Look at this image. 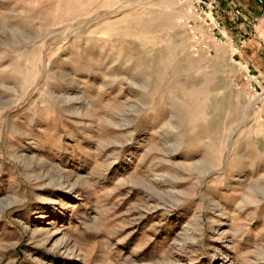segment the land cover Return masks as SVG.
Returning a JSON list of instances; mask_svg holds the SVG:
<instances>
[{
	"label": "rangeland",
	"instance_id": "374dc122",
	"mask_svg": "<svg viewBox=\"0 0 264 264\" xmlns=\"http://www.w3.org/2000/svg\"><path fill=\"white\" fill-rule=\"evenodd\" d=\"M193 1L0 0V264H264V29L194 52Z\"/></svg>",
	"mask_w": 264,
	"mask_h": 264
},
{
	"label": "built area",
	"instance_id": "2783aa9c",
	"mask_svg": "<svg viewBox=\"0 0 264 264\" xmlns=\"http://www.w3.org/2000/svg\"><path fill=\"white\" fill-rule=\"evenodd\" d=\"M257 12L252 8L231 4V0H194L181 22L194 52L212 53V45L227 44L232 50L231 60L242 53L253 32L264 21V0H255ZM228 19L229 24L226 23ZM239 25V29L236 30ZM250 29V30H249ZM249 30V31H248ZM262 46V42H258ZM241 80L255 98V106L264 111V79L250 64H241Z\"/></svg>",
	"mask_w": 264,
	"mask_h": 264
},
{
	"label": "trees",
	"instance_id": "16d2710c",
	"mask_svg": "<svg viewBox=\"0 0 264 264\" xmlns=\"http://www.w3.org/2000/svg\"><path fill=\"white\" fill-rule=\"evenodd\" d=\"M254 2H255V0H254ZM255 4H256V2H255ZM249 48H250V42L242 49V53H245V55L248 56L250 54ZM261 64L264 66V57H262Z\"/></svg>",
	"mask_w": 264,
	"mask_h": 264
},
{
	"label": "crops",
	"instance_id": "0c3cea01",
	"mask_svg": "<svg viewBox=\"0 0 264 264\" xmlns=\"http://www.w3.org/2000/svg\"><path fill=\"white\" fill-rule=\"evenodd\" d=\"M261 28L264 29V21L262 22Z\"/></svg>",
	"mask_w": 264,
	"mask_h": 264
}]
</instances>
